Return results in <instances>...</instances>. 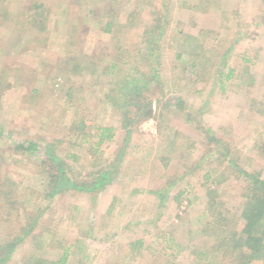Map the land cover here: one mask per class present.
<instances>
[{
    "label": "rangeland",
    "instance_id": "1",
    "mask_svg": "<svg viewBox=\"0 0 264 264\" xmlns=\"http://www.w3.org/2000/svg\"><path fill=\"white\" fill-rule=\"evenodd\" d=\"M152 26L158 48L141 60ZM113 64L152 109L128 137L106 100ZM148 65L159 75H145ZM78 121L115 131L96 158L87 131L71 136ZM30 141L76 154L73 179L106 165L117 176L48 201L39 157L18 149ZM242 173L264 181V0H0V244L39 216L6 264L63 251L65 264H193L192 252L215 244L208 208L230 222L241 210Z\"/></svg>",
    "mask_w": 264,
    "mask_h": 264
},
{
    "label": "trees",
    "instance_id": "2",
    "mask_svg": "<svg viewBox=\"0 0 264 264\" xmlns=\"http://www.w3.org/2000/svg\"><path fill=\"white\" fill-rule=\"evenodd\" d=\"M36 8H42L38 5ZM3 10V9H2ZM109 24L106 26V32H109ZM160 28L157 26L149 27L146 33V41L143 43L142 47L138 50V58L141 60L147 59V57L155 52L158 48L155 43L153 44L150 40L153 38L155 31H159ZM161 33V31H160ZM190 39V38H189ZM157 47V48H156ZM182 53L178 52L176 57L181 58ZM149 70L145 75H159L158 71L152 65H148ZM192 67H197V63L194 61ZM118 71V66L116 64L111 65L109 77H112L110 82L111 94L106 95V100L108 104L118 110V121L122 125V128L126 130L127 137L129 136L128 126L132 121L140 116L142 118H150L152 116V109L150 104L144 102L143 89L144 87L136 86L133 83L137 81L134 79L132 82H125L117 79L113 72ZM149 73V74H148ZM231 74V71H229ZM144 73L137 76L138 80H143ZM229 78V77H228ZM143 88V89H142ZM222 88V87H221ZM65 96L71 97V94L66 93ZM134 108L135 111L132 109ZM134 114V116H133ZM77 126H74L70 131L72 138L74 134H79L82 130H85L84 140L82 145H86L89 150L88 154L96 158V152L100 149L106 141H110L114 135L113 127L106 126H85V122L78 121ZM70 142V141H69ZM81 145V146H82ZM18 149L23 152L30 153L32 156H37L40 159L42 169H44L45 175V195L44 198L50 201L55 196L62 194L67 191H75L77 193H96L97 191L105 189V187L111 184L117 176L116 167L106 165L105 167L89 173L86 177L88 179L79 180L71 178V173L75 168V164L79 162V157L76 154L70 153L66 155L65 158L58 157L55 152V148L52 145H47L46 147H40L36 143L30 141L26 142L24 145H18ZM66 158L70 159L71 164L65 162ZM94 158V159H95ZM95 163V160H94ZM213 173H207L205 175L206 181L212 177ZM245 181L249 183V187L242 194V207L239 213L230 222L227 217L223 215H215L213 213L212 207L208 208L209 220L206 223L204 231L212 235L215 241L214 246L211 250L206 252H192L195 257L193 264H206L209 258L213 261L218 258V255L227 261L229 264H251L255 261H262L264 258V181L258 178L255 173H242ZM85 177V178H86ZM167 189V188H166ZM165 189V191H166ZM164 188L155 191L154 194L157 195L158 199H163L165 196L161 195ZM207 196H215V192L212 189H207ZM184 194V191L179 192L175 197L178 200ZM166 195V193H165ZM39 216L32 217L28 215L26 219V224L24 225L21 232V236H11L5 242L0 244V264H6L10 259L12 253L15 251L16 247L22 243L25 238L33 231ZM233 224L234 231L228 229L225 231L224 225L227 222ZM242 225L241 230H238V226ZM222 233H221V229ZM212 251V252H211ZM28 264H65L68 259L67 251H63L61 257L58 261L50 262L48 260L42 259L40 257L30 256ZM220 263V262H219ZM208 264H217L216 262H210ZM221 264V263H220Z\"/></svg>",
    "mask_w": 264,
    "mask_h": 264
}]
</instances>
